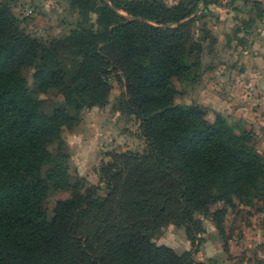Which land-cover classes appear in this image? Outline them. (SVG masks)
<instances>
[{
  "label": "trees",
  "instance_id": "obj_1",
  "mask_svg": "<svg viewBox=\"0 0 264 264\" xmlns=\"http://www.w3.org/2000/svg\"><path fill=\"white\" fill-rule=\"evenodd\" d=\"M219 1L70 0L78 24L46 41L22 27L13 11L19 0H0V264H204L192 257L202 231L197 214L222 231L225 209L211 210L217 202L259 199L264 212V158L251 132L174 101L173 80H188L202 41L215 42L204 23L201 39L193 28ZM243 1L262 16L259 0ZM91 13L95 26H84ZM24 68L39 92L54 91L61 102L45 111ZM113 80L140 121L145 149L102 162V185L67 183L62 130L84 109L105 106ZM57 189L70 195L48 217L44 203ZM168 224L184 227L191 250L178 254L153 241Z\"/></svg>",
  "mask_w": 264,
  "mask_h": 264
},
{
  "label": "rangeland",
  "instance_id": "obj_2",
  "mask_svg": "<svg viewBox=\"0 0 264 264\" xmlns=\"http://www.w3.org/2000/svg\"><path fill=\"white\" fill-rule=\"evenodd\" d=\"M162 1L173 5L178 0ZM259 1L264 11V0ZM209 6L217 10L212 12ZM209 6L208 11H202L193 28V39H201L199 28L204 23L215 42L210 44V39L202 41L199 67L190 68L188 80H173L178 91L174 101L202 106L209 121L220 113L230 124L242 125L251 132L253 145L264 158V90L253 84L251 80L255 77L240 75L238 65H245L243 57L232 66L227 64L225 57L226 53L234 54L236 51L253 53L256 47L253 42L264 43V13L258 16L260 9L243 0H220ZM13 11L27 33L46 41L63 37L79 22L78 10L71 9L70 0H19ZM224 16L227 22L221 23L219 18ZM90 17L89 21L83 22L84 26H95L96 15L91 13ZM238 27L242 30L237 37L245 39L242 45L235 34ZM184 61L192 64L188 55ZM228 69L232 74L229 75ZM31 72L28 68L23 69L33 94L40 99L42 108L50 111L62 97L54 91L39 92L33 84ZM111 84L105 106L84 109L78 124L62 130L68 155L67 183L81 179L85 185H102L98 174L102 162L109 161L114 153H141L145 149L139 119L123 106V85L115 80ZM69 195L68 190L62 189L49 193L44 203L48 217L52 215L55 201ZM261 206L259 199L246 203L237 198L233 199L232 206L222 202L211 205L212 211L225 209L222 231L211 216L197 214L202 220V231L196 236V251L192 254L194 261L204 264H264V212L259 210ZM153 241L172 248L178 254L192 249L183 226L168 224L153 237Z\"/></svg>",
  "mask_w": 264,
  "mask_h": 264
},
{
  "label": "crops",
  "instance_id": "obj_3",
  "mask_svg": "<svg viewBox=\"0 0 264 264\" xmlns=\"http://www.w3.org/2000/svg\"><path fill=\"white\" fill-rule=\"evenodd\" d=\"M209 9L214 12V9L209 6ZM217 12V11H215ZM220 22L225 23L227 22L226 16L220 17ZM264 34V31L263 33ZM255 50L253 53H248L249 51H236L234 54H225L227 58V64H232L233 62L237 61L238 58L243 57L245 65H238V71L241 76L247 75L250 77H255V80H251L257 86H260L264 90V43L260 42H253ZM240 54V55H238ZM232 66V65H231ZM229 75L232 74L230 71L231 69L227 70Z\"/></svg>",
  "mask_w": 264,
  "mask_h": 264
},
{
  "label": "water",
  "instance_id": "obj_4",
  "mask_svg": "<svg viewBox=\"0 0 264 264\" xmlns=\"http://www.w3.org/2000/svg\"><path fill=\"white\" fill-rule=\"evenodd\" d=\"M127 19H130V17H127Z\"/></svg>",
  "mask_w": 264,
  "mask_h": 264
}]
</instances>
